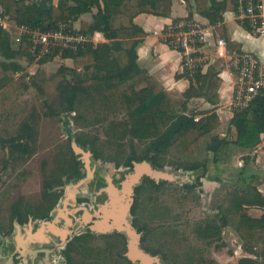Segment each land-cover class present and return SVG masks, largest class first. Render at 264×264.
Wrapping results in <instances>:
<instances>
[{
    "label": "trees",
    "instance_id": "16d2710c",
    "mask_svg": "<svg viewBox=\"0 0 264 264\" xmlns=\"http://www.w3.org/2000/svg\"><path fill=\"white\" fill-rule=\"evenodd\" d=\"M190 1V0H187ZM197 12L217 25L219 36L227 40L230 52L239 51L241 46L234 43L223 26V13L227 10V0H194ZM59 0L58 4L44 8L35 2L27 0H0V5L7 11L14 13V19L21 24L48 29L63 22L70 29L83 15L92 12V22H81L80 31L93 34L103 32L107 38L121 39L113 43H98L88 46L78 53L64 52L62 58L74 60L73 69H60L59 75H65L58 84V94L61 98L63 110L73 112L77 102L89 100L91 105L100 101L106 115L100 118L103 125L105 139L88 132H81L69 143L76 142L87 147L95 159H107L116 167L126 165L132 167L134 162L148 161L156 168L173 165L178 170L186 172H206L208 161L206 155L214 154V161L220 154H228L233 148L253 149L261 142L264 133V92L260 93L250 105L242 110H235L231 125L236 128L237 138L228 140L217 133L220 119L214 109L206 112L188 113L187 103L192 97H205L212 105L220 102L219 89L221 79L218 75L219 61L211 65L206 73L197 74V85H192L184 93L185 100L173 98L160 82L138 64L137 47L140 43L137 37L145 35L138 26H115L120 17L133 19L141 13L168 17L171 14L172 0ZM232 8L238 12V2L231 1ZM177 21H175L176 23ZM242 25L250 32H254L249 19L242 20ZM8 35L0 29V55L7 61L1 62L2 71L13 73L24 69L17 63L25 58L31 64L35 58L31 54L30 44L23 42L18 49L13 47ZM54 59L47 56L40 63L45 64ZM85 69L79 72L78 69ZM5 72V71H4ZM8 72V71H6ZM5 72V73H6ZM90 73V74H88ZM71 75L74 80H70ZM4 77V78H3ZM35 84V83H33ZM36 85V84H35ZM143 85V86H142ZM40 90L39 85H36ZM29 82L13 81L9 76H0V116L11 106L14 97L24 92ZM197 115H203L197 119ZM62 157L64 173L68 181H77L84 177L81 162L74 156L71 146ZM170 156L173 157L170 159ZM59 162L58 158L54 164ZM245 169L239 173V186L229 193V205L221 214L218 222L214 220L202 226L201 233L205 236L215 235L220 238L225 227H233L244 241V252L254 255V258L243 257L239 264H264V214L261 218L249 215V209L259 207L264 210V195L257 184L245 177ZM64 183L60 181V186ZM152 187L159 189L150 178H144L136 188L137 196L146 193ZM54 186L47 182L45 193L53 197L50 209L59 201L60 194L51 192ZM50 191V192H49ZM139 202L135 204L132 213H138ZM141 218L134 221V227L143 232L141 242L143 248L158 255L156 247L159 240H154V233L147 226H141ZM86 244H92L94 236L91 233ZM81 237H76L65 250L68 264H82L73 254L81 253ZM100 247L91 249V258L95 261H110L117 254L127 264H133L124 255L127 240L124 234L113 232L101 236ZM78 242V243H77ZM85 244V245H86ZM263 258L261 261L260 258ZM180 258V256H176ZM182 264H220L207 256L203 246L192 247L184 252Z\"/></svg>",
    "mask_w": 264,
    "mask_h": 264
},
{
    "label": "rangeland",
    "instance_id": "374dc122",
    "mask_svg": "<svg viewBox=\"0 0 264 264\" xmlns=\"http://www.w3.org/2000/svg\"><path fill=\"white\" fill-rule=\"evenodd\" d=\"M54 2L56 3L57 0H53L52 5ZM95 12L97 9L81 16L78 24L82 21L91 22ZM7 14L10 31L4 30L3 27L0 29L8 35L13 43L14 34L12 35L11 32L16 33L14 27L16 20L12 11ZM13 47L18 49L15 44ZM71 60L66 61L61 57L46 64L40 63L41 61L29 64L25 58H20L17 63L24 69L17 73L4 70L8 71L5 73L2 71L1 62L7 60L0 55V76H9L13 81L29 82V87L14 97L11 106L0 117V170L2 165H5V174L1 179L2 185L0 186V218H2L0 220L2 222L8 223L10 215L17 214L18 209L13 206L14 204H19L24 207L25 212L36 215L47 212L54 200L53 197L43 193L47 182L54 186L52 190L54 193L60 194L59 201L52 213L58 209L62 210L63 204H66L68 215L69 213L75 214L74 210L78 211L82 207L71 201L76 193L73 187L78 181L67 180L68 175L63 172L62 157L65 154H70L68 149L69 146L72 147V142L69 143V138H74L81 132H88L105 139L100 118L104 117L106 112L100 105V101L91 105L89 100L83 103L77 102L73 112L68 113L63 110L58 94V84L65 75H59L58 71L62 68H74V60ZM78 70L83 73L85 69ZM68 78L74 80L71 75H68ZM33 83L39 85L40 90ZM17 138L24 139L20 149L17 148L19 146L10 144ZM6 143L8 144L6 145ZM78 145L85 152L90 151L87 147ZM73 152L77 160L81 162L84 177L87 176L85 156ZM239 157L240 154L233 148L228 154L218 155L215 162L214 154L210 152L206 155L209 165L206 172H186L176 169L173 165H167L160 170L170 173L172 179L160 180V182L154 180L161 184L159 189L152 187L139 197L137 194L134 195L135 201L139 202L138 218L142 219L141 226H147L156 235L154 240H159L156 250L159 252L157 256L162 264H182V254L196 246H203L207 256L217 260L220 264H222L221 259L228 257L231 258L228 261L229 264H234L238 258L243 256L241 254H245L244 241L233 227H225L220 238H215V235L211 234L204 237L200 231L202 226H206L209 222L213 220L218 222L221 214L228 207L229 193L240 184L238 178L242 169L237 163ZM57 158L59 162L54 164V160ZM89 158L90 167L94 171L93 177L102 180L111 178L114 182L119 176L118 173L122 171L126 175L133 169V167L125 168L124 165L116 167L112 161L107 159H95L92 152ZM172 158L170 156V159ZM144 178L149 177L145 176ZM60 181L64 183L62 186L59 185ZM107 184L103 181L100 186L105 188L108 186ZM48 197L51 201L48 200ZM103 199L105 201L108 198L105 195ZM101 202L102 200L100 204ZM86 209L92 210L88 207ZM76 217L78 220L81 218L77 214ZM62 219L61 216L59 224L66 226ZM128 221H132L130 214ZM88 230L90 233L92 232L89 228ZM91 234L94 236L92 244L80 246L81 253L77 257L80 263H127L117 254L110 261L93 260L90 255L91 249L100 247L102 235L94 232ZM139 234L142 236L141 232ZM141 247L143 248L142 242ZM176 256H180V258L178 259Z\"/></svg>",
    "mask_w": 264,
    "mask_h": 264
},
{
    "label": "crops",
    "instance_id": "0c3cea01",
    "mask_svg": "<svg viewBox=\"0 0 264 264\" xmlns=\"http://www.w3.org/2000/svg\"><path fill=\"white\" fill-rule=\"evenodd\" d=\"M27 1L38 3L44 8L50 7L53 3V0ZM227 1L228 8L223 13V26L225 27L226 33L230 37V39L234 43L241 46V49L239 51L230 52L227 48V45L218 44V39L224 37L219 36L216 30L217 25L212 24L206 16L197 12L194 0H172L171 14L168 17L157 16L149 13H141L133 19H130L128 17H120L115 22V26H130L131 24H134L140 27L145 32L144 36L136 38L140 40V43L137 47L138 64L140 68L146 71L149 76L157 79L173 98L177 100H185L184 93L190 88V86L197 85V80L184 73L182 67V54L164 43L162 39L164 30L168 25L173 24L175 21L178 22L179 20L186 19H194L201 23L212 25L215 29L214 34L208 38V41L202 48L204 54L203 56L205 58V64L202 69V73H206L209 67L215 64V62H221L218 69V75L221 79V86L219 89L220 102L217 105H212L205 99V97H192L187 103L188 113L190 114L193 112H206L214 109L221 123L220 127L217 130V133L220 135V137L227 138L228 140L233 141L237 138L236 128L230 124L231 119L233 118L235 113L233 100L236 74L234 73L232 68L231 58L235 52L251 53L254 54L264 65V33L250 32L246 28H244L241 23L242 20H244L242 14L239 11L236 12L232 8L231 1L233 0ZM58 2L59 0H57L56 3L54 2V5L58 4ZM94 9L97 8H93L92 11ZM95 13H93V15ZM262 15L264 17V9ZM78 20L74 23V26H76V28L81 27V23L78 24ZM95 34L97 43H113L121 40L119 38H107L105 34L100 31H96L93 33V35ZM65 60L70 61L71 58H67ZM36 63L37 62H34V64ZM78 71L80 72V70ZM202 116L203 115H197L196 118L199 119ZM234 149H236V151L240 154V157L237 158V163L240 169H245L244 176H251V179L255 184H257L258 189L264 195V133L261 135L260 144H258L255 148ZM63 211V218L68 220V213L66 209H64ZM263 214L264 210L262 208L252 207L249 209V215L253 218H261ZM42 228L43 229L41 231L39 230L36 233L31 228L30 230H26L27 239H30V241H34L37 238L39 239V237H43L44 240L50 243L51 241H56L58 235H60L62 238V233L65 231V229L60 227L59 225L57 227L54 226V228H44V226ZM23 241L25 243L27 240L25 239ZM235 253L238 254V252L236 251ZM241 255H243L241 256V258L255 257L254 255H250L247 253ZM241 258H238L235 263L239 264V260ZM230 259L231 258L228 257L223 258L220 261L222 264H229L228 261ZM232 259L234 260L235 258ZM262 259L263 258L261 257L259 260L261 261Z\"/></svg>",
    "mask_w": 264,
    "mask_h": 264
},
{
    "label": "built area",
    "instance_id": "2783aa9c",
    "mask_svg": "<svg viewBox=\"0 0 264 264\" xmlns=\"http://www.w3.org/2000/svg\"><path fill=\"white\" fill-rule=\"evenodd\" d=\"M238 11L244 19H249L255 33H264L263 0H236ZM7 10L0 5V27L10 31ZM13 42L21 47L28 42L35 62L47 56L61 58L64 52L78 53L88 46H96V34H88L73 26L70 29L65 23L42 29L15 22ZM214 27L194 19L179 20L168 25L163 34V41L172 49L182 54L184 73L195 78L205 64L202 51L208 38L214 34ZM219 45H227L225 38L218 39ZM232 68L236 74L233 107L235 110L247 108L250 103L264 92V65L251 53L235 52L231 58Z\"/></svg>",
    "mask_w": 264,
    "mask_h": 264
},
{
    "label": "flooded vegetation",
    "instance_id": "af4514ba",
    "mask_svg": "<svg viewBox=\"0 0 264 264\" xmlns=\"http://www.w3.org/2000/svg\"><path fill=\"white\" fill-rule=\"evenodd\" d=\"M22 143H24V139L20 138L19 140L17 138L15 142L10 144L17 145L19 146L17 148L20 149ZM7 144L8 143H6V145ZM8 149L9 148L7 147V151L9 152ZM5 164L7 163L5 162ZM124 166L125 168H129V169L131 168L126 165ZM4 167L5 165H2V169L0 170V186L2 185L1 179L5 174ZM118 175L119 176L118 178H116V180L113 179L114 183L117 185L120 183V181H122V179L125 176V173L121 171L120 173H118ZM86 177L87 176L83 178L85 179ZM81 179L77 181L79 182ZM106 180L107 178H104L102 180L101 178L93 177V179H91L90 183L86 188H83L75 193L74 198H71V201L75 202L76 205L79 204L82 207L79 208L80 210L78 211L75 210L74 211L75 214L69 213L68 220L71 219L72 221L71 225L68 224V220L64 219L62 216L63 218L62 222H64V224H68V226L67 228L65 226H61V223L60 224L58 223V225L64 229H67L69 232L65 238L63 237L61 238V236L58 235L56 241H51L50 243L44 240L43 237H39V239L37 238L34 241H30V239H27L26 230H30L31 228L35 233L39 230L41 231L42 223L53 220L52 211L54 207L52 209H49L47 212H42L36 215L29 212H25L24 207L20 206L19 204H14L13 206L16 207V209H18L17 214L10 215V220L8 223L2 222V220H0V264H68V259L65 250L67 249L69 243L72 242L74 238L81 237L80 242L77 243L81 245H85L86 244L85 242L88 239L86 235L90 233L88 228L91 223L87 225L83 224L84 221H83L82 208L88 207L93 210V208L95 207L96 209L98 208L100 209V201L102 200L103 202L104 201L103 198L105 196V194L100 193V188H101L100 185H102L103 181L107 182ZM142 182L143 179L141 183ZM50 191L53 192L52 190ZM43 193H45V189L43 190ZM135 194H136V189H135ZM48 200L51 201L49 197ZM136 203L137 202L134 201L130 210V215L132 216L131 223L133 226H134V221L136 219H140L138 218V213L135 214L132 213ZM76 214L80 215L81 218L79 220L76 217ZM95 219H96L95 217L92 218V220ZM97 220H100V212H99V218ZM141 233L143 236V232ZM97 235L100 236V234ZM101 235H106V234H101ZM25 239L27 241L24 243L23 240ZM78 255L79 254L74 253L73 257L77 260ZM97 261L103 262L100 261V259Z\"/></svg>",
    "mask_w": 264,
    "mask_h": 264
},
{
    "label": "water",
    "instance_id": "95a60500",
    "mask_svg": "<svg viewBox=\"0 0 264 264\" xmlns=\"http://www.w3.org/2000/svg\"><path fill=\"white\" fill-rule=\"evenodd\" d=\"M101 4L104 6L102 0ZM72 148L77 154H83L86 159L85 165L87 169V177L84 180H80L76 186L73 187L74 191L77 192L84 186H88L87 184L93 178L94 171L90 167L89 157L91 156V152H85L83 148L77 144L75 139L72 141ZM145 176L155 180L156 182H160V180L172 179L170 173L163 172V170L161 171L160 168L152 166V164L148 161L134 162L132 171L128 172L118 185L112 182L111 178H107L106 181L108 186L100 188V193L105 194L108 199L100 204V209L98 208L88 211L85 207L82 208L83 224L87 225L91 223L89 229L94 233L110 234L114 231L123 233L127 240V247L124 255L132 263L162 264L157 255H152L141 247V236L132 223L128 221L131 206L135 201V189ZM65 206L66 204H63L64 208L62 210L58 209V212L56 211L52 214V221L42 223L41 226H44V228H54V226L57 227L61 216H64L63 210L66 209ZM99 212L100 220H97L99 218ZM93 217L96 219L92 220ZM68 224H72L71 219L68 220ZM68 224H66V228ZM68 232L69 231L65 229L62 233L63 238L67 236Z\"/></svg>",
    "mask_w": 264,
    "mask_h": 264
}]
</instances>
